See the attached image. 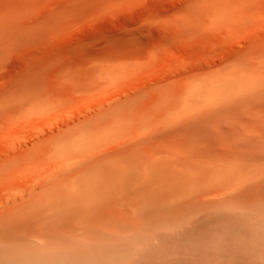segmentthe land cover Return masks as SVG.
I'll use <instances>...</instances> for the list:
<instances>
[{
  "label": "rangeland",
  "instance_id": "374dc122",
  "mask_svg": "<svg viewBox=\"0 0 264 264\" xmlns=\"http://www.w3.org/2000/svg\"><path fill=\"white\" fill-rule=\"evenodd\" d=\"M79 243L264 264V0H0V264Z\"/></svg>",
  "mask_w": 264,
  "mask_h": 264
},
{
  "label": "bare ground",
  "instance_id": "6f19581e",
  "mask_svg": "<svg viewBox=\"0 0 264 264\" xmlns=\"http://www.w3.org/2000/svg\"><path fill=\"white\" fill-rule=\"evenodd\" d=\"M94 249L93 243H79L78 247L76 248L77 252L74 255L59 253L55 249L51 251L36 250L31 254L30 259H32L35 264H41L47 261L69 263L74 262L76 259H86L88 257L87 255H92V253H94Z\"/></svg>",
  "mask_w": 264,
  "mask_h": 264
}]
</instances>
